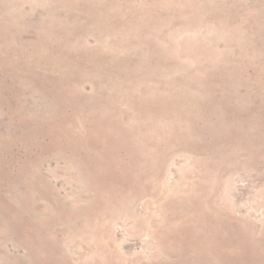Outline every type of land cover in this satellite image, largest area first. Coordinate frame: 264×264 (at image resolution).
Masks as SVG:
<instances>
[{
  "label": "rangeland",
  "instance_id": "1",
  "mask_svg": "<svg viewBox=\"0 0 264 264\" xmlns=\"http://www.w3.org/2000/svg\"><path fill=\"white\" fill-rule=\"evenodd\" d=\"M0 264H264V0H0Z\"/></svg>",
  "mask_w": 264,
  "mask_h": 264
}]
</instances>
